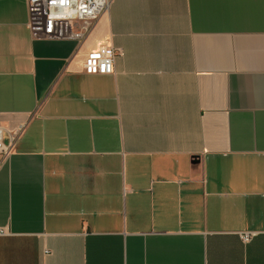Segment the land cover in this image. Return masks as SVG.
Here are the masks:
<instances>
[{
    "label": "crops",
    "instance_id": "1",
    "mask_svg": "<svg viewBox=\"0 0 264 264\" xmlns=\"http://www.w3.org/2000/svg\"><path fill=\"white\" fill-rule=\"evenodd\" d=\"M28 24L0 0V264H264V0H113L80 44Z\"/></svg>",
    "mask_w": 264,
    "mask_h": 264
},
{
    "label": "built area",
    "instance_id": "2",
    "mask_svg": "<svg viewBox=\"0 0 264 264\" xmlns=\"http://www.w3.org/2000/svg\"><path fill=\"white\" fill-rule=\"evenodd\" d=\"M113 0H28L29 30L35 40L84 42L92 33L100 17L107 13ZM117 50L105 45L88 54L84 73L91 76L112 75L115 72ZM4 141L0 126V155L6 156L17 140L18 134ZM4 234V231H0ZM244 241L251 235L246 234Z\"/></svg>",
    "mask_w": 264,
    "mask_h": 264
}]
</instances>
